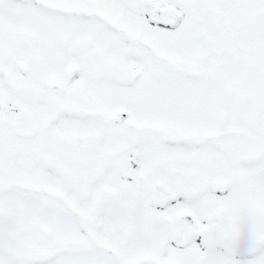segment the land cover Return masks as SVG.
<instances>
[{"label": "snow or ice", "instance_id": "snow-or-ice-1", "mask_svg": "<svg viewBox=\"0 0 264 264\" xmlns=\"http://www.w3.org/2000/svg\"><path fill=\"white\" fill-rule=\"evenodd\" d=\"M0 264H264V0H0Z\"/></svg>", "mask_w": 264, "mask_h": 264}]
</instances>
